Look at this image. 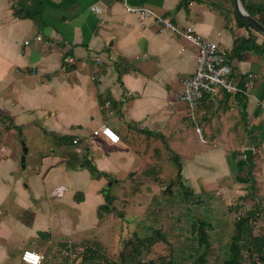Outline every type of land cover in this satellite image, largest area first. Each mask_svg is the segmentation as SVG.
I'll use <instances>...</instances> for the list:
<instances>
[{
	"label": "crops",
	"instance_id": "0c3cea01",
	"mask_svg": "<svg viewBox=\"0 0 264 264\" xmlns=\"http://www.w3.org/2000/svg\"><path fill=\"white\" fill-rule=\"evenodd\" d=\"M125 5L146 7L180 29L191 28L227 51L235 76L253 75L245 95L204 98L191 123L209 132L216 122L222 143L212 147L224 169L226 137L242 134L235 151H254V145L264 150V52L247 49L231 58L241 40L264 50V35L240 26L223 0H0V122L23 134L34 130L44 141L33 174L40 186L32 182L28 194L17 184L0 187L6 209L30 215L23 225L0 211V264H25L7 246L20 252L30 244L28 235L47 241L33 244L44 256L42 264L48 251L84 241L76 234L100 223L110 175L122 171L133 180L142 170L134 139L171 135L180 123L190 124L176 93L194 70L197 47L150 18L128 13ZM67 55L72 62L65 61ZM100 125L114 129L120 142L91 137ZM188 171L182 169L184 179ZM57 189L61 195L55 196ZM82 217L90 220L87 227Z\"/></svg>",
	"mask_w": 264,
	"mask_h": 264
},
{
	"label": "rangeland",
	"instance_id": "374dc122",
	"mask_svg": "<svg viewBox=\"0 0 264 264\" xmlns=\"http://www.w3.org/2000/svg\"><path fill=\"white\" fill-rule=\"evenodd\" d=\"M223 1L236 20L231 1ZM246 3L264 6V0ZM252 72L256 71L252 69ZM189 122L180 123L171 135L162 132L156 138H135L132 144L137 159L142 160V170L135 172L136 180H130L122 171L111 174L102 190L104 198L109 197L104 208L109 209L101 210L100 223L91 230L81 229L86 231L84 234H76L83 236L84 241L48 251L44 264H102L103 257L115 264H223L236 231L235 224L244 217L251 220L253 236L264 237V150H256L252 145L255 166L249 177L242 150H234L242 134L226 137L228 166L224 169L226 164L212 147L222 143L216 122L211 123L209 132L198 124L203 129L202 142ZM7 125L0 122V149L5 150L0 154L3 166L0 187L7 182L19 185L25 192L32 182L40 186L41 180L33 174L39 167L44 141L38 139L34 130L23 134L22 128L7 130ZM243 138L247 139L245 133ZM24 147L28 150L25 155ZM180 168L190 170L187 179L182 177V172L178 176ZM7 203L8 200L0 202V211L8 216L6 219H19L25 225L30 215H22L14 208L6 209ZM82 219L81 223L87 227L90 220ZM202 227L207 245H201L198 240ZM34 237L28 235L30 244L27 242L24 248L39 252V247L33 244L47 241L40 235ZM85 247L96 251L89 260L83 252ZM7 248L16 255H21L24 249L20 253L18 249ZM242 255V264H264L251 250H242Z\"/></svg>",
	"mask_w": 264,
	"mask_h": 264
},
{
	"label": "built area",
	"instance_id": "2783aa9c",
	"mask_svg": "<svg viewBox=\"0 0 264 264\" xmlns=\"http://www.w3.org/2000/svg\"><path fill=\"white\" fill-rule=\"evenodd\" d=\"M91 10L97 12L98 8L93 7ZM125 10L128 13L135 14L140 20L152 19L154 23L159 25L160 30H169L174 35L183 37L197 47L194 70L190 76L183 79L182 86L176 93V100L187 106L190 121H194V113L204 98L216 99L223 93L232 96L247 93V85L253 75L249 73L245 76H235L228 53L218 43L195 34L189 27L180 29L168 18L156 15L146 7L125 5ZM37 39L40 40V37ZM27 43L25 42V44ZM65 61L70 63L73 59L70 55H67ZM96 63L100 64L101 59H96ZM108 105L107 102L106 106ZM194 126L200 141H204L203 129L198 123H195ZM99 136L110 144L120 142L119 134L107 125H100L92 130L91 137L96 138ZM3 150V148L0 149V151ZM53 195H61V191L57 189L53 192ZM20 259L25 264H42L44 256L39 252L27 249L21 253Z\"/></svg>",
	"mask_w": 264,
	"mask_h": 264
},
{
	"label": "trees",
	"instance_id": "16d2710c",
	"mask_svg": "<svg viewBox=\"0 0 264 264\" xmlns=\"http://www.w3.org/2000/svg\"><path fill=\"white\" fill-rule=\"evenodd\" d=\"M231 1V0H230ZM243 8L245 11L252 17H255L262 25H264V6L257 7L253 4L246 3L247 0H240ZM234 11V10H233ZM234 16L236 18V21L240 26L246 27L250 29L246 23L235 13ZM252 50L256 52L257 54H262L264 50L258 48L255 45H251L249 41L241 42L239 44H234V47L231 52V57L240 58L241 53L243 50ZM242 97V96H241ZM87 169L91 173H95V169L91 165H87ZM240 169V168H238ZM181 168L178 170V176H180ZM106 201L109 200V197H105ZM104 209V207H103ZM202 229H200L199 233V243L201 245H207V239L205 236V232ZM235 234L232 237L229 251L227 253V258L223 262V264H242V250H251L252 252H255L257 254L258 259H260L262 262H264V237H254L252 234V228H251V220L249 217H244L239 219L235 224ZM153 242H150L149 244H152ZM84 255H88V260L91 259L90 256H93L96 254V251H93L91 247H85L84 249ZM136 252H138L136 250ZM250 253V252H249ZM103 262L102 264H115L113 262H110L109 260H106L104 257L102 258ZM254 264H256L254 262Z\"/></svg>",
	"mask_w": 264,
	"mask_h": 264
},
{
	"label": "water",
	"instance_id": "95a60500",
	"mask_svg": "<svg viewBox=\"0 0 264 264\" xmlns=\"http://www.w3.org/2000/svg\"><path fill=\"white\" fill-rule=\"evenodd\" d=\"M231 4L235 13L246 23V25L255 32L264 35V25H262L255 17L250 16L243 8L240 0H231ZM254 151L252 148H246L243 150L244 162L246 163L248 170L247 176H251L255 163L253 161ZM235 156V152L232 153Z\"/></svg>",
	"mask_w": 264,
	"mask_h": 264
}]
</instances>
